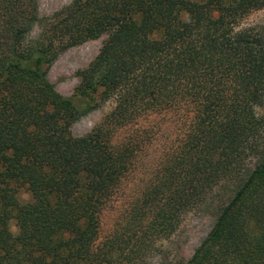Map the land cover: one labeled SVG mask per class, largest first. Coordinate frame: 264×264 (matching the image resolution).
<instances>
[{
  "label": "trees",
  "instance_id": "1",
  "mask_svg": "<svg viewBox=\"0 0 264 264\" xmlns=\"http://www.w3.org/2000/svg\"><path fill=\"white\" fill-rule=\"evenodd\" d=\"M260 10L264 0H74L42 17L37 0H0V264H127L119 239L99 244L102 215L160 115L180 136L142 194L137 251L215 195L212 231L177 264H264V29H240ZM104 35L62 96L49 68ZM110 101L100 127L73 136Z\"/></svg>",
  "mask_w": 264,
  "mask_h": 264
},
{
  "label": "rangeland",
  "instance_id": "2",
  "mask_svg": "<svg viewBox=\"0 0 264 264\" xmlns=\"http://www.w3.org/2000/svg\"><path fill=\"white\" fill-rule=\"evenodd\" d=\"M73 1L37 0L42 17H52ZM248 28L264 29V10L254 11L241 21L240 29ZM37 33L38 30L34 36ZM107 39L108 36L104 35L59 54L48 72L49 80L58 93L64 97L73 96L81 83L80 73L87 70L99 56ZM114 108L115 102L110 101L82 118L72 127L73 136L83 138L90 135L102 125ZM258 114L264 120V106L258 110ZM146 127L149 133L144 136L143 141L147 148L139 152L131 173L105 209L99 244L108 246L119 239L125 252L123 259L127 264H177L189 260L212 231L218 217L219 199L214 195L207 205L189 211L181 218L170 237L153 239L138 252L139 238L146 233L147 215L143 208L142 194L146 185L155 179L159 163L180 136V124L176 118L155 116L146 122ZM20 201L22 204L30 202V194L23 190ZM11 229L15 235L18 234L15 220L11 223Z\"/></svg>",
  "mask_w": 264,
  "mask_h": 264
}]
</instances>
